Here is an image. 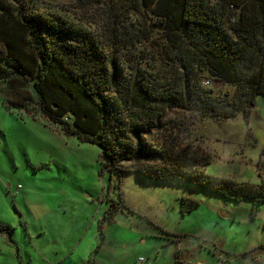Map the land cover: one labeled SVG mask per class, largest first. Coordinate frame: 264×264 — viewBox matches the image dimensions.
Segmentation results:
<instances>
[{
	"label": "trees",
	"instance_id": "obj_1",
	"mask_svg": "<svg viewBox=\"0 0 264 264\" xmlns=\"http://www.w3.org/2000/svg\"><path fill=\"white\" fill-rule=\"evenodd\" d=\"M109 1V20L99 33L42 0H0V93L6 103L97 145L101 170L116 172L120 185L125 173L137 172L149 182L187 183L262 207L264 147L260 184L209 176L203 169L211 152L189 140V122L168 110L215 120L243 112L248 122L255 99L264 98V0ZM139 7L148 14V31L160 29V47L172 67L165 79L119 52L147 36V28L133 32L137 36L122 30L124 16ZM204 72L233 86V97L216 98L200 80ZM182 200L186 210L199 204ZM124 205L122 197L109 201L97 222L102 240ZM173 253L176 264L181 251Z\"/></svg>",
	"mask_w": 264,
	"mask_h": 264
},
{
	"label": "rangeland",
	"instance_id": "obj_2",
	"mask_svg": "<svg viewBox=\"0 0 264 264\" xmlns=\"http://www.w3.org/2000/svg\"><path fill=\"white\" fill-rule=\"evenodd\" d=\"M42 3L100 33L112 2ZM138 9L124 16L122 30L137 36L133 32L147 28L151 36L133 39L119 52L165 79L172 67L160 47V29L148 31V14ZM200 80L216 98L233 97L234 87L213 81L208 72ZM168 113L185 118L189 140L211 152L207 175L262 182L257 162L264 147L263 97L255 99L248 122L243 112L221 120L180 108ZM100 152L47 119L9 106L0 93V264H175V248L181 251L178 264H264V205L254 209L250 200H225L187 183L149 182L137 172L125 173L120 185L116 172L101 170ZM121 197L125 205L115 216L127 218H115L102 240L97 222L109 201ZM183 197L199 204L186 210ZM166 239L171 244H158Z\"/></svg>",
	"mask_w": 264,
	"mask_h": 264
},
{
	"label": "crops",
	"instance_id": "obj_3",
	"mask_svg": "<svg viewBox=\"0 0 264 264\" xmlns=\"http://www.w3.org/2000/svg\"><path fill=\"white\" fill-rule=\"evenodd\" d=\"M121 211H119L116 215H119V213H120ZM115 218L117 219V220H119V219H122V220H125V218H127V216H115ZM116 221V220H115ZM110 238L112 239H117L118 237H116L115 235H111L110 236ZM160 238V237H159ZM158 238V239H159ZM166 240H168V241H160V242H158V244H160V245H162V246H168L169 244H171L170 243V241H172V240H169V239H166ZM103 247H111V246H103ZM109 253H110V257L111 258H113V259H116V253H115V251H113V252H111V251H108ZM140 257V256H139ZM142 257V256H141ZM143 261V260H142ZM196 264H199L198 262L196 263Z\"/></svg>",
	"mask_w": 264,
	"mask_h": 264
},
{
	"label": "built area",
	"instance_id": "obj_4",
	"mask_svg": "<svg viewBox=\"0 0 264 264\" xmlns=\"http://www.w3.org/2000/svg\"><path fill=\"white\" fill-rule=\"evenodd\" d=\"M140 260H143L142 258H140Z\"/></svg>",
	"mask_w": 264,
	"mask_h": 264
}]
</instances>
